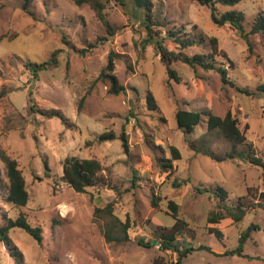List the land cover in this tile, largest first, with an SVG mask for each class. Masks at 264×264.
I'll use <instances>...</instances> for the list:
<instances>
[{
  "label": "rangeland",
  "instance_id": "obj_1",
  "mask_svg": "<svg viewBox=\"0 0 264 264\" xmlns=\"http://www.w3.org/2000/svg\"><path fill=\"white\" fill-rule=\"evenodd\" d=\"M100 1L114 31L108 32L86 2L33 0L31 16L22 9L23 0H0V148L17 160L30 195L26 206H18L0 189V226L24 212L43 235L40 243L23 228L10 230L21 264H175L178 252L164 248L159 237L160 227L175 222L169 200L186 222L178 244L194 248L184 264H264V204L255 203L264 191L262 167L241 159L219 162L195 152L188 142L193 135L176 122L179 108L211 109L221 116L231 110L264 159V91L258 89L264 84V34L251 32L256 15L264 12V0H244L234 7L245 12L244 32L215 24L207 5L151 0L152 14L166 18V26L153 29L169 49L180 50L167 30L174 26L184 36L204 37L183 50L188 55L208 54L210 39L216 37L219 49L234 62L220 55L216 63L224 62L235 83L253 95L223 83L214 69L181 61L171 64L180 80L169 79L155 46L143 48L147 29L142 10L133 0ZM231 8L217 4L218 14ZM54 51L57 64L38 77L25 65L27 60L46 61ZM111 51L116 54L114 73L125 87L119 94L109 91V81L99 79ZM149 92L156 110L146 101ZM50 109H59L68 123L40 111ZM123 131L127 151L120 138L99 140L102 133L119 136ZM195 134L206 136L216 152L230 147L221 136L207 133L205 121ZM171 146L180 150V159L173 158ZM68 156L101 161L100 182L76 192L62 177ZM0 174L7 183L1 158ZM218 187L227 191L226 204L244 197L253 206L242 220L228 216L212 221L220 210ZM123 224L128 238L109 241V230L124 237ZM249 228L248 257L226 255ZM140 238L150 245H141ZM0 264H19L1 240Z\"/></svg>",
  "mask_w": 264,
  "mask_h": 264
},
{
  "label": "trees",
  "instance_id": "obj_2",
  "mask_svg": "<svg viewBox=\"0 0 264 264\" xmlns=\"http://www.w3.org/2000/svg\"><path fill=\"white\" fill-rule=\"evenodd\" d=\"M195 3L201 5H207L211 9L212 20L217 25H231L236 30L240 32H244V21L246 19L245 12L238 8H234L238 3L244 0H192ZM33 0H23L21 3L22 9L31 16H34V12L31 9V3ZM77 5H81L82 3H89L92 8L95 10V13L98 19L107 27L108 32L114 31L113 27L109 23L106 18V14L104 12V4L100 0H75ZM135 7L138 10H142L143 19L146 24L147 29V37L143 42V48H146L147 45H154L157 50L160 59L166 65L167 73L169 79L180 80L179 76L175 69L172 68L171 64L176 61H181L186 63L187 65L196 68L200 66L205 70L214 69L219 72L221 80L223 83L228 84L230 86L236 87L242 93L247 95H253L255 92L250 90L248 87L238 86L235 81L230 77L228 68L224 62L221 61V64L218 65L216 63V57L222 56L224 59L229 61L231 65H233V61L230 60L226 54V52H222L219 49L218 39L216 37H211V51L206 53H194L192 55L186 54L183 50L187 47L197 45L198 43H202L204 41V37L199 34V40L196 38H191L190 36H184L181 29H177L175 26L172 28H168L169 36L175 41V43L179 47V51L176 52L174 50L169 49L163 39L160 38L153 29V26L161 27L166 26V18H160V14L158 13L156 16L152 14L153 12V4L151 0H133ZM217 4L222 6L233 7L231 9L222 11L220 14L217 12ZM252 33H262L264 34V12L260 11L252 24L251 28ZM187 33V32H184ZM197 35V34H196ZM2 41V36H0V42ZM91 46H95L91 44ZM221 52L223 54H221ZM57 51L52 53V56L42 62H34L31 60H27L25 65L31 71V73L38 77L39 72L49 68L50 66H55L57 64L56 59ZM115 53L110 52L108 56V64L101 71L99 79L102 81H109L110 87L109 91L111 93L119 94L121 91L125 89V87L120 83L117 75L114 73L115 69ZM259 90L264 91V84L259 85ZM3 94L0 93V97ZM84 98L81 100L79 104V108L82 106ZM146 101L149 105V108L152 110H156L158 108V104L156 102L155 96L152 92H149L146 96ZM41 113L47 118L59 117L62 119L64 123H68L67 117L59 110V109H50V110H40ZM205 121L207 124V133L213 134L216 133L218 136H221L227 143L230 144L229 149L224 152H216L211 147L209 140L206 136L199 137L195 134L197 127ZM176 122L180 128H183L185 132L188 134H192L193 136L189 139V146L192 150L197 153H201L204 155L210 156L213 160L216 161H224L228 159H241L244 161H248L254 165L261 166L263 169L264 175V159L259 156L257 153L254 143L250 141L245 135L244 131L240 128V122L237 116L231 111L228 110L224 116L214 113L211 109L205 110H190V109H182L179 108L176 112ZM120 138L122 140L123 148L128 150V138L125 131H123L119 136H116L114 132H105L99 135L100 141L112 140ZM172 156L174 159H180L181 153L180 150L176 146L170 147ZM0 158L4 161L6 165V176L7 183H4L2 176L0 174V189L3 188L7 191V200L9 202L14 203L18 206H26L30 199L29 192L26 187V180L22 170L19 168L18 162L15 158H12L8 155L3 149L0 148ZM169 162V167H171L172 162L170 159L165 158L164 162ZM164 167L167 164H163ZM103 164L96 158H80L77 156H68L65 158L63 163V179L76 191L79 193H84L87 191V187L94 186L98 184L101 180L100 173L103 171ZM134 172V178H136V170ZM217 194L220 196V201L218 203L217 210L212 214V221L219 222V220L224 217H231L234 221L238 222L243 219L246 215L247 211L252 208L248 202L243 201L242 198H239L237 203L234 204H226L227 199V191L218 187ZM155 204L156 202L153 201ZM257 206H261L264 204V191L259 193L257 198V202H255ZM169 206L173 210V217L175 218V222L173 226L169 227H160L159 237L161 238V245L166 249H172L175 252H178V259L175 264H184L183 259L186 255L191 252L194 248L192 247H181L178 243L177 236L178 234L183 233L184 226L186 222L179 218L178 216V205L173 201L169 200ZM98 208L96 211H99ZM111 212V210H110ZM14 227H20L30 233L37 241L40 243L43 241L42 228L39 225H32L27 214L21 212L19 216L15 219L7 218L6 224L0 226V240L5 243V245L12 251L13 256L18 259V263L21 264L22 253L17 250L14 246L12 239L9 235V232ZM254 227L258 228L257 225ZM122 230L125 232L124 237L113 236L109 231L107 234V239L109 241H123L128 238L127 235V224H123ZM213 232L221 237V232L218 229H214ZM250 228L248 231L243 232L239 238V244L236 248L226 251V255H234L238 254L239 256H246L244 254L245 243L249 237ZM139 243L141 245H150L145 243L142 238L139 239ZM209 249V247H202Z\"/></svg>",
  "mask_w": 264,
  "mask_h": 264
}]
</instances>
